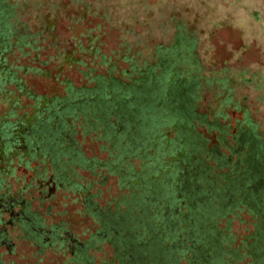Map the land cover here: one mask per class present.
I'll return each mask as SVG.
<instances>
[{"label": "trees", "instance_id": "16d2710c", "mask_svg": "<svg viewBox=\"0 0 264 264\" xmlns=\"http://www.w3.org/2000/svg\"><path fill=\"white\" fill-rule=\"evenodd\" d=\"M210 24L250 32L264 60V0H0V161L39 160L78 193L75 165L115 176L111 208L86 204L116 264H233L239 251L212 225L240 212L254 229L245 264H264V66L211 58ZM26 73L60 93H34ZM21 97L30 114L16 113ZM205 97L211 113L198 111ZM196 128L215 133L209 151ZM76 133L107 157L86 158Z\"/></svg>", "mask_w": 264, "mask_h": 264}, {"label": "rangeland", "instance_id": "374dc122", "mask_svg": "<svg viewBox=\"0 0 264 264\" xmlns=\"http://www.w3.org/2000/svg\"><path fill=\"white\" fill-rule=\"evenodd\" d=\"M224 25L210 24L207 28L208 42L213 52L212 55L207 56V59L211 55V58H216L219 62L228 60L235 65L264 66L261 49L257 43L258 39L252 37L250 32L247 33V37L240 36L234 26ZM242 38H245L243 43L245 47L241 46ZM108 42L109 39H105V43ZM16 57L17 53L14 52L9 61L15 65L26 64L27 61L20 58L15 61ZM220 65L222 66V64ZM61 73L63 76L73 79L75 84L80 81L73 68L64 69ZM20 78L25 81V86L30 87L36 94L60 93V88L55 85L52 77L45 79L39 75L26 73L25 75L22 74ZM207 101L208 97L207 99L205 97L202 106L198 109L199 112L211 113V110L207 109ZM8 107L6 102L0 100L1 124L9 120L6 115ZM24 112L31 113V101L21 97L16 113ZM228 113H231V117H239L240 115L239 112L235 113L231 110H228ZM227 122L228 119L221 120V123ZM196 131L208 139L207 150L217 144L215 133L206 134L201 128H196ZM74 140L75 149L86 158L105 159L107 157L106 152L99 149V142L94 141L91 137H81L76 133ZM168 162H170L169 158ZM126 163L132 164L135 169L138 168L137 161L131 159ZM69 173V178L74 183L85 188L84 192H72L68 187H62V185L57 187L54 182L55 175L47 164H42L39 160L27 161L24 164L17 162L13 157L11 160L0 161V195L16 198L10 208L11 211L15 212L20 209L23 213L27 211L34 214L43 226L42 230L38 228L29 233L25 232L26 230L21 228V224H10L8 212L0 210V218L2 221L8 222V224H0V234L4 238V243H0V264H116L111 244L92 238L102 224L101 222L100 224L97 223L94 217L89 214V206L86 204V197L89 196L92 206L101 209L111 208V199L120 193L115 176L105 174L103 170L100 171L101 175L97 176L76 165ZM103 176H106L105 180L99 182L98 179ZM91 208L90 210H92ZM239 216L232 218L228 224H226V220L229 219L230 215L224 219L219 218L217 220L216 218V223L214 220L215 225H212L215 230H222L225 237H228L229 241L226 246L232 250L237 249L241 254L234 260L230 258V263L233 264L246 263L247 257H243L242 253V241L254 230L252 225L248 223L249 217L246 213L240 212ZM50 230H55L53 234L58 236L60 241L52 243L48 237ZM63 233H66V236ZM68 237L82 243V245L84 244L85 248L78 251L73 250ZM38 238L41 239V243L38 242Z\"/></svg>", "mask_w": 264, "mask_h": 264}, {"label": "flooded vegetation", "instance_id": "af4514ba", "mask_svg": "<svg viewBox=\"0 0 264 264\" xmlns=\"http://www.w3.org/2000/svg\"><path fill=\"white\" fill-rule=\"evenodd\" d=\"M15 201H16V198H13V197L8 196V195L7 196L6 195H0V210L5 211L6 213L8 212L9 223L10 224H21L22 229H25L24 227H26L27 230H29V231H34V230H37L38 228H41V230H42L43 229L42 223L36 215L31 214L27 211H26V213H23V211L20 209L15 211V212L11 211L10 208L12 207V204ZM6 223L8 224V222H6V221L4 222L0 218V224L4 225ZM54 231L55 230H52V231L50 230L49 231L50 236H48L51 239L52 243L60 241V238L53 234ZM63 234L65 235L66 233H63ZM3 239H4L3 235L0 234V243H4ZM44 239H43V241H44ZM68 239L72 243L71 248L73 250L78 251V250H83V248H85L84 244L82 245V243L76 242V241L72 240L70 237H68ZM38 242L41 243L42 241H38ZM129 258L132 260V256H130ZM121 260H122V258H121ZM127 262H124V264H127ZM129 264H132V262H130Z\"/></svg>", "mask_w": 264, "mask_h": 264}]
</instances>
